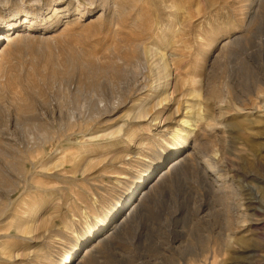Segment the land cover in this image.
<instances>
[{
	"label": "rangeland",
	"instance_id": "1",
	"mask_svg": "<svg viewBox=\"0 0 264 264\" xmlns=\"http://www.w3.org/2000/svg\"><path fill=\"white\" fill-rule=\"evenodd\" d=\"M2 28L0 264H264V0H8Z\"/></svg>",
	"mask_w": 264,
	"mask_h": 264
},
{
	"label": "bare ground",
	"instance_id": "2",
	"mask_svg": "<svg viewBox=\"0 0 264 264\" xmlns=\"http://www.w3.org/2000/svg\"><path fill=\"white\" fill-rule=\"evenodd\" d=\"M7 1L8 0H0V5L1 4H4V3H7ZM21 10V9H20ZM18 14V13H17ZM28 14V13H27ZM27 17H28V15L23 19V21H22V23L21 24H23V23H27ZM5 28V27H4ZM16 28V25H14V24H10L9 26H8V29H9V31H6L7 33H6V36H5V40L4 41H6L7 43H10V42H12L16 37H18L19 36V33H16V31L12 34V35H10V31L12 32V29H15ZM2 30H5V29H0V31H2ZM17 30V29H16ZM16 33V34H15ZM15 34V35H14ZM3 38V37H2ZM178 114V113H177ZM144 117V114H143V116H141V115H138V118L140 119V118H143ZM137 118V117H136ZM181 159V158H180ZM178 161V160H177ZM176 161V164L177 163H179V166H181L182 165V163H184L185 162V158H183V159H181L179 162H177ZM178 166V167H179ZM135 208V207H134ZM133 210V209H132ZM133 212V211H132ZM244 216V215H243ZM244 220V219H243ZM230 239V238H229ZM232 239V238H231ZM230 239V242L232 241ZM227 243H229V240L227 241ZM215 253V252H214ZM212 254V256H211V261H210V264H215L216 262L215 261H217V260H215L216 259V257H217V254ZM209 256V255H208ZM206 261H207V259H206ZM208 262V261H207Z\"/></svg>",
	"mask_w": 264,
	"mask_h": 264
}]
</instances>
